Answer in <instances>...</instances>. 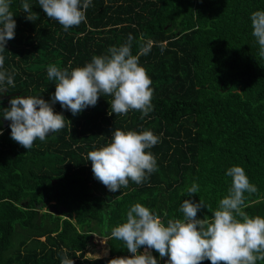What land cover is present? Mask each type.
I'll list each match as a JSON object with an SVG mask.
<instances>
[{
    "label": "trees",
    "instance_id": "obj_1",
    "mask_svg": "<svg viewBox=\"0 0 264 264\" xmlns=\"http://www.w3.org/2000/svg\"><path fill=\"white\" fill-rule=\"evenodd\" d=\"M24 2L38 17L34 22L26 19ZM258 10L264 11V0H92L86 20L65 31L38 0H11L15 36L0 53L2 70L14 79V86L5 81L6 94L51 103L56 81L48 78L50 64L83 67L131 34L133 55L153 44L139 59L152 81L153 110L143 119L136 110L109 115L113 97L101 95L73 115L56 102L65 127L27 150L11 138L10 121L2 128L16 96L0 101V264H61L64 248L74 264L130 257L111 231L126 222L132 205L149 208L166 225L183 218L180 205L196 183L199 192L191 199L209 209L197 218H211L231 186L226 172L233 166L258 189L245 193L243 210L264 218V57L250 20ZM115 129L150 130L159 142L146 149L157 171L140 185L129 180L127 188L111 192L94 177L87 154L109 144ZM93 236L105 239L108 256H87L95 250ZM151 254L158 264L168 259L154 249Z\"/></svg>",
    "mask_w": 264,
    "mask_h": 264
},
{
    "label": "clouds",
    "instance_id": "obj_2",
    "mask_svg": "<svg viewBox=\"0 0 264 264\" xmlns=\"http://www.w3.org/2000/svg\"><path fill=\"white\" fill-rule=\"evenodd\" d=\"M92 0H38L43 12L63 26L65 31L79 26L86 20V10ZM11 0H0V53L7 42L14 38L16 22L10 11ZM26 19L35 21L29 3L22 4ZM252 35L259 45V55L264 57V11L251 14ZM131 34L126 43L108 49V55L93 56L83 67H60L50 64L47 75L55 80V92L51 103L37 96H17L10 99L3 117L10 121L11 138L30 150L34 141H45L49 133L65 127V118L55 113L52 105L79 114L88 106H95L101 95L113 97L110 113L126 115L130 110L142 112L141 119L153 110L152 81L139 59L147 55L153 46L151 41L139 46L132 53ZM163 50V49H162ZM5 57L0 55V92L7 85L14 86L13 74L4 69ZM71 69V70H69ZM2 134V129H0ZM159 142L152 131H122L115 129L109 144L87 154L91 161L94 177L109 191L117 192L127 188L129 180L142 184L148 175L157 171L156 158L150 151ZM226 175L232 178L227 195L218 203L212 217L197 218V213L207 207L203 200L193 202L191 197L199 192V185L193 183L187 188V197L180 205L183 218H170L165 225L160 216L140 203L132 205L126 214V222L111 231V237L122 241L130 257L111 259L109 264H158L151 250L161 258L168 257L165 264H257L264 261V218L250 217L243 209L245 193L258 191L249 182L240 166L230 167ZM208 209V207H207ZM209 210V209H208ZM166 215V214H165ZM145 248L141 254L138 249ZM147 250V251H146ZM61 264H74L64 248ZM99 258V257H98Z\"/></svg>",
    "mask_w": 264,
    "mask_h": 264
},
{
    "label": "rangeland",
    "instance_id": "obj_3",
    "mask_svg": "<svg viewBox=\"0 0 264 264\" xmlns=\"http://www.w3.org/2000/svg\"><path fill=\"white\" fill-rule=\"evenodd\" d=\"M93 244L95 245V250L93 252H88L87 256L89 258H101L108 256V250L105 246V239L93 236Z\"/></svg>",
    "mask_w": 264,
    "mask_h": 264
},
{
    "label": "water",
    "instance_id": "obj_4",
    "mask_svg": "<svg viewBox=\"0 0 264 264\" xmlns=\"http://www.w3.org/2000/svg\"><path fill=\"white\" fill-rule=\"evenodd\" d=\"M13 96L15 95L16 97L19 96L18 93L16 94H12ZM12 95H6V89L3 92H0V101L9 99ZM6 105H8V103H6ZM7 122L8 120H5L4 118L2 119V128L7 127ZM56 181H54L52 184H55Z\"/></svg>",
    "mask_w": 264,
    "mask_h": 264
},
{
    "label": "flooded vegetation",
    "instance_id": "obj_5",
    "mask_svg": "<svg viewBox=\"0 0 264 264\" xmlns=\"http://www.w3.org/2000/svg\"><path fill=\"white\" fill-rule=\"evenodd\" d=\"M6 95H12V94H6ZM13 96V95H12Z\"/></svg>",
    "mask_w": 264,
    "mask_h": 264
}]
</instances>
